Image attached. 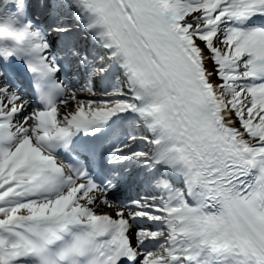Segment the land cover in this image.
Returning <instances> with one entry per match:
<instances>
[{"label": "snow or ice", "instance_id": "1", "mask_svg": "<svg viewBox=\"0 0 264 264\" xmlns=\"http://www.w3.org/2000/svg\"><path fill=\"white\" fill-rule=\"evenodd\" d=\"M0 264H264V0H0Z\"/></svg>", "mask_w": 264, "mask_h": 264}]
</instances>
